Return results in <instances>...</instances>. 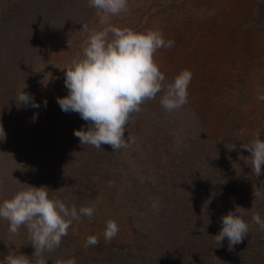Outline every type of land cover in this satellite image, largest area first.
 <instances>
[{
	"label": "rangeland",
	"instance_id": "1",
	"mask_svg": "<svg viewBox=\"0 0 264 264\" xmlns=\"http://www.w3.org/2000/svg\"><path fill=\"white\" fill-rule=\"evenodd\" d=\"M253 2L256 8L251 11L246 8L248 0H128L127 11L110 17V25L160 30L165 39L174 41L173 47L159 49L154 57L166 81L185 69L193 77L188 102L182 108L165 111L159 95L146 100L142 111L132 113L126 125L128 146L115 150L111 158L96 151L86 153V164L79 161L80 154L74 160L69 154L71 163H65L52 153L60 152L69 138L76 143L74 130L88 127L78 113H65L54 102L67 95L65 69L74 58L82 57L88 44L90 32L82 33L83 25L92 31L107 26L97 10L85 0L74 6L75 14L71 13L65 22L68 52L47 67L44 81L38 84L34 74L40 70L30 68L26 73L25 68L20 81L14 80L13 86L7 76L8 61L0 57V125L6 134L0 140V201L16 192H7L6 184L9 187L13 183L14 189L28 187L27 184L43 185L50 189V196L61 198L68 206L96 209L92 218H81L90 226L86 238L95 235L99 242H82L78 230L83 223L73 221L72 233L62 238L59 247L44 253L47 264H67L75 260L73 252L82 258L83 264H119L121 258L124 264V255L132 260L145 246L143 237L150 229L147 217L152 211L145 201L135 198L133 203L129 201L135 206L122 203L114 215L112 208L105 206L107 197L112 194L119 204L117 198L127 199L131 192L143 189L144 183L148 185L155 179V173L166 169V163L168 187L173 178H178L175 172H188L186 162H178L179 150L196 166L193 169L210 168L220 176L217 181H232L230 185L225 183V192L215 188L209 199H216L226 209L245 203L246 198L240 204H231L232 195L240 190L235 185L236 166H249L246 161H250V153L243 145L250 144L257 132L264 139V4ZM18 34L10 31L4 37L16 47L21 36ZM6 56L9 58V54ZM55 84V88L49 89ZM23 89L41 104L39 109L17 106L14 97ZM44 100L47 107L43 106ZM34 112H38L35 120ZM163 140L167 141L163 148L166 158L163 150L157 157L149 154L155 146L161 147ZM64 151L66 147L61 152ZM250 171L253 173L251 168ZM165 182L164 179L161 184ZM109 220L117 223L119 231L115 238L106 241L103 233ZM0 242V258L11 252L30 258L33 255L26 226L12 233L9 222L0 219Z\"/></svg>",
	"mask_w": 264,
	"mask_h": 264
},
{
	"label": "clouds",
	"instance_id": "2",
	"mask_svg": "<svg viewBox=\"0 0 264 264\" xmlns=\"http://www.w3.org/2000/svg\"><path fill=\"white\" fill-rule=\"evenodd\" d=\"M90 7L97 10L101 22L107 26L98 31H89V41L82 57H76L65 70L67 95L57 98L65 113H78L88 127L74 130V135L82 145H92L99 149L110 145L112 150L128 146L125 139L126 125L132 113L142 111L146 100H154L159 95L160 104L167 112L182 108L188 102V88L193 74L182 70L170 82L155 60V53L161 48H171L174 41L165 39L160 30H137L108 24L112 16L127 11L128 0H88ZM18 107L39 109L41 104L24 89L14 97ZM47 107V101H43ZM38 118L34 112L33 120ZM2 126V125H0ZM0 127V140L5 138ZM250 153L251 167L256 177L264 174V139L257 132L248 145H243ZM235 145L229 149L234 148ZM19 188L10 198L0 201V219L9 222V231L17 233L26 226L34 247L32 257L11 252L0 258V264H47L43 258L46 251L59 247L62 238L68 234L73 221L81 217L92 218L95 206H68L59 197L50 196L47 186ZM153 208L158 204L153 203ZM247 209L237 205L220 218L222 225L215 241L222 246L227 240L229 250L249 235V223L245 219ZM252 221L264 230V219L259 214ZM115 221L106 223L103 233L106 241L118 234ZM98 238L89 236L86 243L96 245ZM33 258H35L33 262ZM68 264H75L69 260Z\"/></svg>",
	"mask_w": 264,
	"mask_h": 264
},
{
	"label": "trees",
	"instance_id": "3",
	"mask_svg": "<svg viewBox=\"0 0 264 264\" xmlns=\"http://www.w3.org/2000/svg\"><path fill=\"white\" fill-rule=\"evenodd\" d=\"M78 1L0 0V32L2 33L0 57L2 61H8L6 64L9 71L7 76L9 80H12L13 86L16 83L14 80L17 81L19 78L17 82L20 81V74L25 68H27L26 73L30 68L32 70L39 69L40 72L34 74L36 84L39 81H44L46 71H48L47 67H52L67 54L69 49L68 31L65 29L68 26L65 22L71 13L75 14L74 6ZM253 1L248 0L249 5L246 7L251 11L256 8ZM258 1L264 4V0ZM85 3L89 4L88 0H85ZM10 31L21 33L19 45L16 47H12L10 41H6L4 37ZM8 54L9 58L6 56ZM40 56L42 59L39 58ZM32 64L35 68L31 67ZM41 71L44 75L41 74ZM10 85L11 83L7 86ZM56 86L57 84L48 87L50 89ZM54 103V105L58 104L57 101ZM166 144L167 141L163 140L162 146H155L149 154L157 157L163 150L162 153L166 158L167 152L163 149ZM65 147L66 151L61 152ZM62 150L52 153L65 163H71L69 161L71 159L68 158L69 154L73 160L76 154H80L79 161L82 164H86L87 154H91L92 151L100 152L108 158H111L115 152L110 145H102L97 149L92 145H82L79 139L75 143L70 138L63 144ZM183 152L178 151V162L185 161V166H189L188 172H175L178 174V178H173L174 182L168 187L166 163V169L162 173H155V179L151 180L150 184L144 183L143 189L131 192L127 199L117 198L119 204L114 202L115 198L112 194L107 197L105 206L112 208L110 210L114 215L116 211L120 210L119 206L122 203L128 206L131 204L129 201L132 202L131 200L135 198L145 201L152 211L147 217L150 229L143 237L145 246L136 252L132 260L124 255V264H206L207 261H211V264H264V230H261L259 225L252 221L254 214H259L264 219V174L256 177L251 173V167L243 168L240 165L241 160H239V165L242 168L236 166L237 170L234 176H237V184L235 185L239 186L240 190L232 195L231 204L234 202L240 204L246 198L242 207L247 209L245 219L249 223V235L236 245L234 250H229L227 240L223 242L222 246H218L214 236L219 233L222 227L220 223L222 215L234 210L235 207L230 206L226 209L216 199L209 198L216 192L215 188L219 187L225 192V188H227L225 183L230 185L232 181L226 180L222 183L221 180L217 181L220 176L214 171L211 172L210 168H203L199 171L193 169L196 166L187 160V156H182ZM237 159L238 156L236 161ZM164 179L166 182L161 184ZM9 185L11 186L7 187L6 184L7 192L12 193L18 190V188L14 189L13 183ZM154 202L158 204L157 208H153ZM80 223L83 225L78 230L79 237L82 242L86 243V235L90 233V226L83 218L79 220ZM68 233H72L70 228ZM15 242L17 243V241ZM0 243L2 244V242ZM4 248L6 249V246ZM72 255V258L76 260L75 264L84 263L75 252ZM120 262L119 264H122V258ZM65 263L68 264V262Z\"/></svg>",
	"mask_w": 264,
	"mask_h": 264
}]
</instances>
